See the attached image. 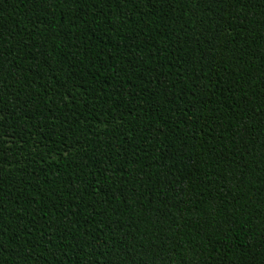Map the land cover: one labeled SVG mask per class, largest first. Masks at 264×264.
<instances>
[{
  "label": "trees",
  "instance_id": "obj_1",
  "mask_svg": "<svg viewBox=\"0 0 264 264\" xmlns=\"http://www.w3.org/2000/svg\"><path fill=\"white\" fill-rule=\"evenodd\" d=\"M0 264H264V0H0Z\"/></svg>",
  "mask_w": 264,
  "mask_h": 264
}]
</instances>
